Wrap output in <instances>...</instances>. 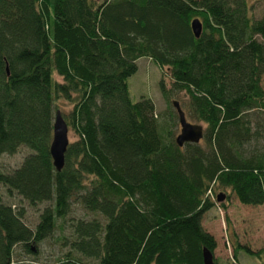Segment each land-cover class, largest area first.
<instances>
[{
    "label": "trees",
    "instance_id": "16d2710c",
    "mask_svg": "<svg viewBox=\"0 0 264 264\" xmlns=\"http://www.w3.org/2000/svg\"><path fill=\"white\" fill-rule=\"evenodd\" d=\"M140 58L187 95L203 146L178 147L151 99H130ZM263 74L264 17L251 18L246 0H0V156L29 151L0 171V187L29 206L52 203L31 230L0 197V264H13L15 246L34 253L73 204L105 222L71 224L52 264H202L201 250L216 249L202 215L227 194L264 202ZM59 99L72 103L60 113L76 139L56 171Z\"/></svg>",
    "mask_w": 264,
    "mask_h": 264
},
{
    "label": "rangeland",
    "instance_id": "374dc122",
    "mask_svg": "<svg viewBox=\"0 0 264 264\" xmlns=\"http://www.w3.org/2000/svg\"><path fill=\"white\" fill-rule=\"evenodd\" d=\"M246 4L249 6L251 18L264 17V0H246ZM256 39L261 40L258 35ZM135 64L136 71L126 80L129 97L133 102L140 97L151 99L157 119L165 121L173 139L179 132V125L172 101L178 102L188 122L201 124L204 132L205 124L196 121L189 112L187 95L184 91L172 88L166 68H158L148 58H140ZM53 78L60 81L56 75H53ZM260 87L264 93V74L260 78ZM161 88L164 89V94H161ZM55 105V108L67 116L72 108V103L63 99L56 100ZM67 139L68 142L76 139L69 126L67 127ZM199 144L203 146V137ZM28 152L26 148L21 147L14 155H1L0 171L10 172L16 168ZM218 192L215 189V194ZM227 195V198L222 201L223 205L226 204L225 207L214 205L201 217L202 227L214 237L216 242L213 255L219 264H233V255L237 264H264V202L258 206H249L240 204L231 195ZM0 197L4 202L13 204L15 210L19 207L23 208L22 221L31 230L35 228L42 209L52 204L45 202L29 206L26 202H19L18 198L8 199L2 187H0ZM215 203H217L216 200ZM92 219L98 220L101 224L105 222L101 216L84 211L79 204L71 205L70 214L64 219L56 220L51 235L35 245L32 244L34 253L28 254L22 251L20 246L13 248V264H52L56 262V259L69 250L68 246H64L63 238L72 240L70 225L76 221ZM242 246H246L255 254L245 253L241 249Z\"/></svg>",
    "mask_w": 264,
    "mask_h": 264
},
{
    "label": "water",
    "instance_id": "95a60500",
    "mask_svg": "<svg viewBox=\"0 0 264 264\" xmlns=\"http://www.w3.org/2000/svg\"><path fill=\"white\" fill-rule=\"evenodd\" d=\"M99 1V0H95ZM190 28L197 37L201 30V24L197 19L190 21ZM177 115L179 125V132L174 138V142L178 147L184 143L198 144L203 137V127L198 123H190L185 119L184 112L181 110L177 101L171 102ZM68 145L67 126L62 118L59 110L54 112V119L52 123V134L49 145V155L51 157L52 165L56 171L62 169L64 165V154ZM223 194L216 195V201L223 200ZM202 264H214L213 255L205 248L201 250Z\"/></svg>",
    "mask_w": 264,
    "mask_h": 264
}]
</instances>
